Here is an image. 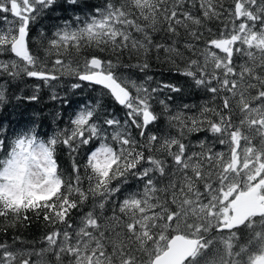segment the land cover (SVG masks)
Masks as SVG:
<instances>
[{"label":"snow or ice","instance_id":"snow-or-ice-1","mask_svg":"<svg viewBox=\"0 0 264 264\" xmlns=\"http://www.w3.org/2000/svg\"><path fill=\"white\" fill-rule=\"evenodd\" d=\"M56 3L0 0V104L25 77L39 82L37 92L74 77L71 90L91 86L100 99L76 113L62 139L24 133L8 149L0 138V233L13 230L0 239V264H264V0H66L83 19L51 38L41 33L34 49L31 25ZM154 62L208 100L173 110L159 94L184 88L149 86ZM104 97L125 110L123 121ZM200 132L208 138L195 151L185 141ZM96 141L81 173L73 154ZM58 144L70 173L58 164ZM130 178L142 187L124 189ZM33 218L50 229L40 248L18 234Z\"/></svg>","mask_w":264,"mask_h":264},{"label":"trees","instance_id":"trees-1","mask_svg":"<svg viewBox=\"0 0 264 264\" xmlns=\"http://www.w3.org/2000/svg\"><path fill=\"white\" fill-rule=\"evenodd\" d=\"M103 0H82V3L88 5L101 4ZM86 11V9H85ZM81 16L83 19L84 12L80 10L73 11L71 6L66 3V0H57V3L53 5L51 9L46 10L37 20L31 25V36L33 47L36 49L40 44L41 33L45 37L51 38L53 33L59 28L65 25L66 21H73L75 16ZM213 31L218 32L221 30L222 25L216 22L212 25ZM46 46V41H45ZM91 50H86L82 55H89ZM98 55H107L105 53H95ZM40 55L45 56L43 48H40ZM75 52L65 55V59L72 60L75 57ZM55 59V54L46 57L48 65L52 64ZM127 62V57H125ZM135 63V61H132ZM50 67V66H49ZM169 65L161 62H154L150 69L149 74L153 76V80L149 81V86L152 85L158 77L162 76V80L165 83H178L184 88V92L169 93L173 97L170 104L176 106L179 104H190L199 106L198 102L192 99V91L194 87H189L185 83V78L178 76L174 71H169ZM125 72H129L133 77L136 75H143V73L137 72L135 69H125ZM4 78L0 77V83H3ZM75 80L74 77L64 76L59 81H53L52 84L55 87L43 86L36 91L34 85L39 83L38 81L23 78L22 80L12 82L7 86L8 90L5 93L6 100L3 104H0V138H7L6 145L8 149L11 148L12 142L17 136L24 133H34L38 139L47 141L52 137L58 139L63 138V134L66 130L71 129L73 126L71 120L75 118L76 113L83 108L85 105L91 106L100 99L98 90H93L91 86H84L82 89L71 90L70 83ZM159 81V82H160ZM33 94L38 95L39 99L33 101L29 100L28 97ZM56 95L59 99H52V96ZM167 100V99H165ZM103 106L107 111L115 115L118 119L123 121L125 119V110L118 104L112 101L109 97L103 98ZM154 103V102H153ZM166 103H168L166 101ZM169 104V103H168ZM157 108L156 104L154 103ZM175 107H173L174 110ZM158 110V108H157ZM195 109H193L194 111ZM163 124V122H161ZM109 136L111 130L109 129ZM135 134L136 129H130ZM173 135L176 134L175 129H170ZM203 132L190 134L186 143H190L197 137L201 136ZM99 141L90 143L86 146H81L78 153H74L76 162L81 167V173L84 171V165L87 160V156L91 149L95 148ZM5 152L0 151V157H3ZM58 164L61 169L66 173L71 172L72 160L68 155V151L63 147L62 144L57 145L56 152ZM85 186H87V180H85ZM142 187L141 183L135 178H130L129 183L124 185V189L130 191H136ZM127 192L122 189L121 194H117V198L114 202H110V206L107 210V215H112L111 207L113 203H119L123 196H126ZM31 215V214H30ZM2 219V218H0ZM76 219V218H74ZM78 222V219H76ZM50 229L44 227L42 220L33 218L30 226L22 230L21 234L26 241L36 242L35 247H42L40 241L44 234ZM13 230H9L7 235L0 233V239H11ZM27 247H32L29 243Z\"/></svg>","mask_w":264,"mask_h":264},{"label":"rangeland","instance_id":"rangeland-1","mask_svg":"<svg viewBox=\"0 0 264 264\" xmlns=\"http://www.w3.org/2000/svg\"><path fill=\"white\" fill-rule=\"evenodd\" d=\"M51 65H52V64H50L49 66L51 67ZM137 77H143V75H136L135 77H133V79H136ZM160 80H162V76L158 77L155 81H153L151 87H155L156 84H157V82H159ZM138 82H141V81L138 80ZM168 95H169V93H168L167 91H165V92H161V93L159 94V99H166V96H168ZM192 99H194L195 101L198 102L199 105H201V104L205 103V102L208 100V96H207V94L203 93L201 90H199V89H195V88H194L193 91H192ZM166 101L169 103L170 107H172V108H173V107L176 108V106H178V105H176V106H175V105L172 106V105L170 104V102H171L170 100H166ZM154 103L156 104V106H157V108H158V110H159V108H160L161 106H160L158 103H156L155 101H154ZM217 103H218V101H217ZM179 105H182V104H179ZM154 106H155V105H154ZM175 108H174V110H175ZM194 111H195V110H194ZM207 138H208V134H207L206 132H203V134H202L201 136L195 138V139L191 142V145L194 146V147H193V150L198 151L199 148L196 147V145L198 144V141H200V140H205V139H207ZM215 150H224V146L217 144V145H215Z\"/></svg>","mask_w":264,"mask_h":264}]
</instances>
